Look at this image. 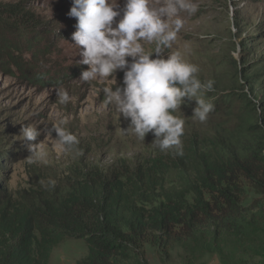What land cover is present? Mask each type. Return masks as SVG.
Returning <instances> with one entry per match:
<instances>
[{"label":"rangeland","instance_id":"rangeland-1","mask_svg":"<svg viewBox=\"0 0 264 264\" xmlns=\"http://www.w3.org/2000/svg\"><path fill=\"white\" fill-rule=\"evenodd\" d=\"M194 2L197 12L182 14L184 27L163 55L166 59L169 52L179 51L198 66L201 81H214L213 90L204 93L214 110L200 122L192 118L195 101L181 105L174 115L185 119L182 143L196 131L217 136L251 124L264 127V0ZM118 3L117 22L125 0ZM0 5L19 6L28 15L27 19L0 16V153L5 154L0 158V209L7 203L29 205L63 192L85 169L114 171L161 150L152 145V133L142 142L122 131L128 129L130 118L119 117L104 103L102 92L105 86L115 87L114 78L79 80L88 66L79 63L82 57L73 45L77 20L68 15L73 0H0ZM124 71L116 72V86L123 87ZM58 88L69 93L68 103L58 101ZM62 119L67 121L64 127L77 135L76 148L82 154L61 152L49 140L47 163L26 160L29 145L45 140L44 130ZM24 125L38 127L37 141L19 138ZM50 178L56 180L54 188L40 184ZM255 198L245 190L239 213ZM242 223L248 228L212 226L199 231L198 239L190 243L146 246L126 264H264V210L254 211ZM87 254L84 239H65L53 250L49 264H77Z\"/></svg>","mask_w":264,"mask_h":264},{"label":"trees","instance_id":"trees-1","mask_svg":"<svg viewBox=\"0 0 264 264\" xmlns=\"http://www.w3.org/2000/svg\"><path fill=\"white\" fill-rule=\"evenodd\" d=\"M4 15L28 18L19 6L0 5ZM182 148L114 171L85 169L63 192L3 205L0 264H49L65 239L88 245L77 264H126L146 246L190 243L208 227L247 229L242 220L264 210V127L196 131ZM245 190L256 198L239 213Z\"/></svg>","mask_w":264,"mask_h":264},{"label":"clouds","instance_id":"clouds-1","mask_svg":"<svg viewBox=\"0 0 264 264\" xmlns=\"http://www.w3.org/2000/svg\"><path fill=\"white\" fill-rule=\"evenodd\" d=\"M118 0H73L68 15L76 18V31L72 40L79 49V61L87 65L79 80L105 81L114 78L115 87L102 88L104 103L111 105L116 114L130 118L126 135L133 134L144 142L152 133V145L162 151L175 148L174 155L183 156L182 140L185 119L174 115L182 104L195 101L194 119L205 122L214 110V104L204 93L213 90L214 81H201L197 65L186 60L179 51L171 49L185 24L183 13L193 15L198 10L194 0H125L122 18ZM154 45V48H149ZM157 58H153V57ZM131 57V62L128 58ZM124 71L123 87L116 86L115 74ZM58 101L66 104L71 97L66 90L57 89ZM66 119L45 129V140L29 145V162L47 163L45 142L68 153L82 154L76 146L77 135L64 125ZM57 138L53 139L52 134ZM41 131L34 125H24V141H37ZM45 188H54L56 180L40 181Z\"/></svg>","mask_w":264,"mask_h":264}]
</instances>
